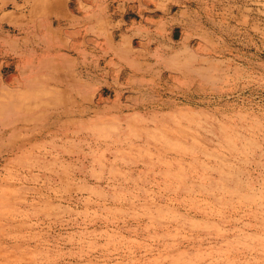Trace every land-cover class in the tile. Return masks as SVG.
<instances>
[{"label":"rangeland","instance_id":"374dc122","mask_svg":"<svg viewBox=\"0 0 264 264\" xmlns=\"http://www.w3.org/2000/svg\"><path fill=\"white\" fill-rule=\"evenodd\" d=\"M167 2L0 0V264H264V0Z\"/></svg>","mask_w":264,"mask_h":264},{"label":"crops","instance_id":"0c3cea01","mask_svg":"<svg viewBox=\"0 0 264 264\" xmlns=\"http://www.w3.org/2000/svg\"><path fill=\"white\" fill-rule=\"evenodd\" d=\"M85 1L91 11L84 14L83 23L95 28L93 24L96 21L109 20L120 40H123L122 45L130 43L136 47L135 42H137L142 48H152L153 43L156 42L155 36L163 34L169 28L170 36L174 39L173 27L180 25L179 21H181L178 15L172 14V4L167 0H112L114 9L109 18L97 11L99 0ZM93 33L96 31L94 30Z\"/></svg>","mask_w":264,"mask_h":264}]
</instances>
